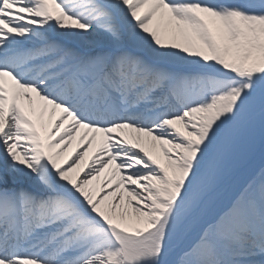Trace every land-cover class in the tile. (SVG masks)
Returning a JSON list of instances; mask_svg holds the SVG:
<instances>
[{
    "label": "snow or ice",
    "instance_id": "1",
    "mask_svg": "<svg viewBox=\"0 0 264 264\" xmlns=\"http://www.w3.org/2000/svg\"><path fill=\"white\" fill-rule=\"evenodd\" d=\"M0 264H264V0H0Z\"/></svg>",
    "mask_w": 264,
    "mask_h": 264
}]
</instances>
